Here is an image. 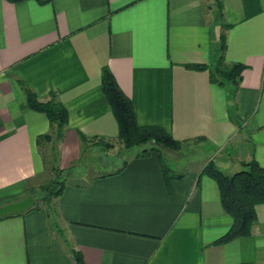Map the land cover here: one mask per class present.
I'll list each match as a JSON object with an SVG mask.
<instances>
[{
  "label": "crops",
  "instance_id": "0c3cea01",
  "mask_svg": "<svg viewBox=\"0 0 264 264\" xmlns=\"http://www.w3.org/2000/svg\"><path fill=\"white\" fill-rule=\"evenodd\" d=\"M221 57L245 66L238 84L211 81ZM105 68L140 126L169 132L174 153L213 155L182 172L174 161L167 177L158 153L143 151L73 176L94 143L119 142ZM26 90L66 107L60 167L70 171L54 209L40 202L0 220V264H77L76 254L83 264H264V204L250 235L217 243L234 220L203 173L210 162L226 175L264 167V0H0V205L48 180L37 139L51 126ZM80 132L95 139L85 152Z\"/></svg>",
  "mask_w": 264,
  "mask_h": 264
},
{
  "label": "trees",
  "instance_id": "16d2710c",
  "mask_svg": "<svg viewBox=\"0 0 264 264\" xmlns=\"http://www.w3.org/2000/svg\"><path fill=\"white\" fill-rule=\"evenodd\" d=\"M7 1L10 3H20L30 0ZM34 1L42 5L51 2V0ZM223 40L222 52H225V35H223ZM192 69L206 70L207 67L192 66ZM244 69L245 66L240 64L228 66L224 58L221 57L215 72L210 74L211 81L222 84L224 80H230L238 84ZM102 91L117 121L119 127L118 140L122 143L123 147L125 149L139 146L148 147L139 156L157 152L164 176L170 175V170L163 163L160 149L178 151L181 142L174 140L169 132L160 127L140 126L131 100L125 96L114 76L107 68L102 72ZM26 98L29 108L45 114L51 126L50 133L42 135L37 139V145L46 169L52 173V177L39 189L44 194L41 203L48 210H52L55 208V200L61 196L65 189L70 171L63 170L60 167V147L68 126V111L55 93H52L47 101H40L32 91L26 90ZM79 137L84 152L88 150L89 144L95 141V139L88 138L81 132L79 133ZM47 146H49V155L43 151ZM108 146L109 144L104 145L105 148ZM244 167L245 169L240 172L226 175L213 162H210L203 170L204 174L208 175L218 184L222 206L225 212L234 220L230 230L217 243H227L250 235L252 227L257 221L256 207L264 204V167L260 166L256 161L245 163ZM30 193L35 197L36 192L34 190ZM13 216L15 215L0 218V220ZM76 261L77 264H83L82 258L78 254H76Z\"/></svg>",
  "mask_w": 264,
  "mask_h": 264
},
{
  "label": "rangeland",
  "instance_id": "374dc122",
  "mask_svg": "<svg viewBox=\"0 0 264 264\" xmlns=\"http://www.w3.org/2000/svg\"><path fill=\"white\" fill-rule=\"evenodd\" d=\"M120 142V141H119ZM117 142H97L93 145V151L86 153V157L84 158L81 165L75 167L71 172L72 175H80L81 171L87 170L91 164H95L97 166V171L105 172L113 169L121 168L125 162L131 159L134 153H141L144 149L148 148L146 146H139L132 149H125L122 143ZM105 144H109L107 148L104 147ZM47 155H49V146L44 148L43 150ZM160 152L163 156V163L166 167L171 168L169 165L174 164L176 161L177 166H179L177 170L178 172H182L183 169H186L190 166H198L203 162L207 157L213 155L211 151L207 150V148L195 147L192 152H183V153H174L168 149H160ZM179 155H181L179 157ZM179 157V158H178ZM172 159H177L173 160ZM193 163V164H192ZM192 164V165H191ZM174 169V168H173ZM48 171V180L52 177L51 171ZM47 180V181H48ZM46 181V182H47ZM44 194L40 191L36 192V207L41 206L40 202L43 198Z\"/></svg>",
  "mask_w": 264,
  "mask_h": 264
},
{
  "label": "water",
  "instance_id": "95a60500",
  "mask_svg": "<svg viewBox=\"0 0 264 264\" xmlns=\"http://www.w3.org/2000/svg\"><path fill=\"white\" fill-rule=\"evenodd\" d=\"M36 203V198L29 195L21 200L0 205V218L29 212L36 207Z\"/></svg>",
  "mask_w": 264,
  "mask_h": 264
}]
</instances>
